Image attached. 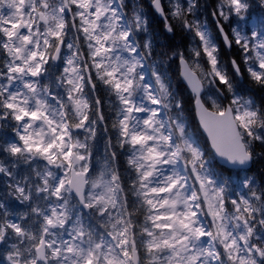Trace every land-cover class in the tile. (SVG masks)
Returning a JSON list of instances; mask_svg holds the SVG:
<instances>
[{"label": "snow or ice", "instance_id": "snow-or-ice-1", "mask_svg": "<svg viewBox=\"0 0 264 264\" xmlns=\"http://www.w3.org/2000/svg\"><path fill=\"white\" fill-rule=\"evenodd\" d=\"M246 79L264 0H0V264H264Z\"/></svg>", "mask_w": 264, "mask_h": 264}, {"label": "trees", "instance_id": "trees-1", "mask_svg": "<svg viewBox=\"0 0 264 264\" xmlns=\"http://www.w3.org/2000/svg\"><path fill=\"white\" fill-rule=\"evenodd\" d=\"M143 4L145 5V9L148 8L149 0H142ZM208 3H211L212 0H207ZM258 2V0H257ZM256 12H259L260 9L256 8ZM210 19V18H209ZM153 25L156 27L157 30H159L162 27L161 20L158 15H154L152 17ZM184 40V37L182 35H176L174 43H181ZM232 53L229 52L227 49L224 50V58L226 60L230 59L232 57ZM175 69V65L173 66ZM242 89L245 91L247 95H251L257 103H261V101H264V92L260 90V88L252 83L250 80L246 79L242 81ZM256 152L260 153L261 155L257 156L254 162V165L252 166V172L250 174H254L259 178V176L264 173V146L257 145Z\"/></svg>", "mask_w": 264, "mask_h": 264}, {"label": "water", "instance_id": "water-1", "mask_svg": "<svg viewBox=\"0 0 264 264\" xmlns=\"http://www.w3.org/2000/svg\"><path fill=\"white\" fill-rule=\"evenodd\" d=\"M252 165H253V163H252ZM252 165H251V167H252Z\"/></svg>", "mask_w": 264, "mask_h": 264}]
</instances>
